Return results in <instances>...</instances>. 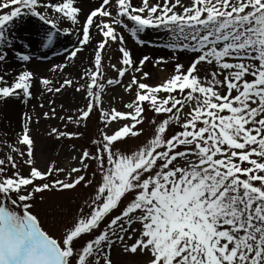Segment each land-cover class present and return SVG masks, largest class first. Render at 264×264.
I'll use <instances>...</instances> for the list:
<instances>
[{
    "label": "snow or ice",
    "instance_id": "1",
    "mask_svg": "<svg viewBox=\"0 0 264 264\" xmlns=\"http://www.w3.org/2000/svg\"><path fill=\"white\" fill-rule=\"evenodd\" d=\"M0 130V264H264V0H0Z\"/></svg>",
    "mask_w": 264,
    "mask_h": 264
},
{
    "label": "rangeland",
    "instance_id": "2",
    "mask_svg": "<svg viewBox=\"0 0 264 264\" xmlns=\"http://www.w3.org/2000/svg\"><path fill=\"white\" fill-rule=\"evenodd\" d=\"M19 36H21L25 41H38L39 40V36L34 33V32H25V31H18L17 33ZM61 44L62 45H66L68 47H71V43L69 40H66L63 36H61L60 38ZM70 39H74V37H71ZM145 39L154 41V42H162L163 40L166 39V37L163 36L162 33H153V32H149L147 34V36L145 37ZM131 46V45H130ZM46 51V50H44ZM146 54L149 55H167V50H151L149 48H145L144 49ZM48 55L50 57H53V59H55L54 57V53L53 52H48ZM38 64L41 65V67L39 68V72L40 73H44L46 74V68L47 66H49V62L47 60H43V61H37ZM107 63V61H106ZM118 92V90H117ZM38 95V93H37ZM80 100L79 97L73 98V97H69L68 101L66 103H76ZM40 102L42 101H33V104L38 105ZM82 103V102H81ZM117 107L120 106L119 103V95L117 94ZM58 107V111H59V106ZM32 105L30 104L28 107V110H31ZM20 110H23L22 106H20ZM37 110H39L37 108ZM16 111L14 110L12 113V127L15 128L16 127ZM96 123L95 117H93V119L89 122V126L88 129L86 131L85 134V139L84 140H73V141H69V140H63L61 142H55L52 141L50 139H48L46 137V135L44 134V130L46 128L49 127L50 124H55L61 127L62 130L63 129V125L60 121H50V122H42V124L40 125L39 129L34 130L33 135L36 137L37 139V149H36V158L40 164V166H44V164L46 162H50V161H56L58 163L59 166H67L69 163H71L70 161V157L71 155L75 154L72 151V145L75 144L77 146H79L80 144H84L86 142L87 136L90 135L93 130H94V124ZM8 126V121L4 120L3 121V128H7ZM68 130H76L75 126H70V128ZM80 131H85V129L81 128ZM3 136V130H0V137Z\"/></svg>",
    "mask_w": 264,
    "mask_h": 264
}]
</instances>
